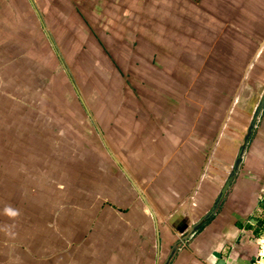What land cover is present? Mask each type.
<instances>
[{
  "label": "crops",
  "instance_id": "obj_1",
  "mask_svg": "<svg viewBox=\"0 0 264 264\" xmlns=\"http://www.w3.org/2000/svg\"><path fill=\"white\" fill-rule=\"evenodd\" d=\"M247 88L263 90L251 114ZM37 148L71 187L16 206L31 193L4 165ZM82 149L108 168L88 203ZM6 187L0 264L264 260V0H0Z\"/></svg>",
  "mask_w": 264,
  "mask_h": 264
},
{
  "label": "rangeland",
  "instance_id": "obj_2",
  "mask_svg": "<svg viewBox=\"0 0 264 264\" xmlns=\"http://www.w3.org/2000/svg\"><path fill=\"white\" fill-rule=\"evenodd\" d=\"M248 91H251L253 93L252 100H244L242 103V108L245 109L247 114H251L252 108L255 106V104L258 102V99L260 96H262V89H254L251 88L250 90L247 88L246 93L248 96L250 93ZM245 93V97H247ZM248 98V97H247ZM249 125V122L248 124ZM244 125H242V128ZM243 131L245 129H242ZM245 133V131H244ZM244 133L243 136L245 135ZM244 140V137H242V141ZM242 149V148H241ZM215 150V149H214ZM247 149H245L246 151ZM40 148L34 149L33 152L29 151L28 156H25L24 153L20 152L19 159H16L14 164L10 166L11 169H8L9 167L4 165V168L6 170L11 171L12 173H15L16 180L13 181L11 179H5L6 183L11 186V188H17L16 195L21 193V190L19 188L23 189H29L31 195L23 196L22 199H19L17 197L16 200H18V206L19 204L26 203L27 201L29 203H38V199L41 197L48 198L49 202H56L57 199V189L63 188L66 186H70L68 184V180H72V167L71 164L66 160V162H63L61 159L57 160V162L53 164H49L46 162L41 161L39 158L40 155ZM213 152L210 157H213ZM55 156L57 155L56 151L53 152ZM51 155V154H50ZM244 157V156H243ZM21 158V159H20ZM237 159V155L230 156L229 159ZM243 159V158H242ZM81 165H80V185L79 189L81 190V202L82 203H88L89 199H92V197L95 198V195L101 194L102 192H99L104 187L105 182V171H108L107 165L104 163L102 159H93L92 155L88 153L87 150L82 149L81 151ZM70 166V168H68ZM95 173H97V176H95ZM69 176V177H68ZM96 178L95 179H90ZM97 190V191H96ZM35 191V192H34ZM36 194V195H35ZM37 194L39 196H37ZM14 197V196H12ZM11 196H9L8 189L2 191L0 195V208L2 210V213L4 214V218L7 221L8 216L5 214L4 209L8 207L10 204V200L12 199ZM264 198V197H263ZM26 199L27 201H25ZM260 219L261 222H264V212L261 211ZM261 222L255 223L257 226V229L260 233H263L264 235V225L261 224ZM7 229V228H6ZM25 229H21V232H24ZM34 234L38 231V229H29ZM262 247L264 246V240L262 242ZM264 252V247L263 250Z\"/></svg>",
  "mask_w": 264,
  "mask_h": 264
},
{
  "label": "water",
  "instance_id": "obj_3",
  "mask_svg": "<svg viewBox=\"0 0 264 264\" xmlns=\"http://www.w3.org/2000/svg\"><path fill=\"white\" fill-rule=\"evenodd\" d=\"M231 183H232V179H229L228 182L226 183V185H225L223 191H222V194H221V196H220V201L225 197V195H226V193H227V191H228V189H229ZM209 217H211V216H210V215L207 216L203 221H206V219H208ZM203 221L200 222V223H198V224H196V225H194V226L192 227L191 231H189V233H188L187 236L189 237L190 235H192L193 232L197 229V227H199L200 225L203 224ZM186 229H188V225H187V224H185V225H183L181 228H179V231H181V233H184V232L186 231ZM219 257H220V255H219Z\"/></svg>",
  "mask_w": 264,
  "mask_h": 264
},
{
  "label": "clouds",
  "instance_id": "obj_4",
  "mask_svg": "<svg viewBox=\"0 0 264 264\" xmlns=\"http://www.w3.org/2000/svg\"><path fill=\"white\" fill-rule=\"evenodd\" d=\"M4 212L6 215L10 216V217H16L17 215H19L18 211L11 208L10 206L6 207L4 209Z\"/></svg>",
  "mask_w": 264,
  "mask_h": 264
},
{
  "label": "trees",
  "instance_id": "obj_5",
  "mask_svg": "<svg viewBox=\"0 0 264 264\" xmlns=\"http://www.w3.org/2000/svg\"><path fill=\"white\" fill-rule=\"evenodd\" d=\"M261 208H262V210H263V212H264V200L262 201V203H261ZM211 220V218L209 217L208 219H206V222L207 221H210ZM261 221H259V223H260ZM261 224H263L264 225V222H261ZM258 233V229H257V231H255V234H257Z\"/></svg>",
  "mask_w": 264,
  "mask_h": 264
},
{
  "label": "built area",
  "instance_id": "obj_6",
  "mask_svg": "<svg viewBox=\"0 0 264 264\" xmlns=\"http://www.w3.org/2000/svg\"><path fill=\"white\" fill-rule=\"evenodd\" d=\"M254 264H264V260L261 257L260 259L256 260Z\"/></svg>",
  "mask_w": 264,
  "mask_h": 264
}]
</instances>
